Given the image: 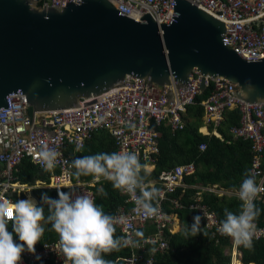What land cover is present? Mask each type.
<instances>
[{
  "label": "built area",
  "instance_id": "built-area-1",
  "mask_svg": "<svg viewBox=\"0 0 264 264\" xmlns=\"http://www.w3.org/2000/svg\"><path fill=\"white\" fill-rule=\"evenodd\" d=\"M34 1V0H32ZM38 6L63 7L64 3L80 2V0H35ZM120 15L135 21L143 14H148L155 24H167L171 14V0H107ZM205 10L212 14L218 10L223 20L221 34L222 45L231 49L244 60H256L264 57V0H196ZM203 77L204 89L195 90V85ZM120 82L125 83V91L100 98L99 101L78 108L62 111L47 110V116H39L32 111L27 114L24 105V94L5 95L6 109H0V201L15 202L35 199L34 188H59L77 195H97L99 182L91 176L87 180H74L70 156L75 154L79 143L85 141L96 131H105L113 139L114 152H135L143 171L149 172L156 161L158 153L157 128L166 127L170 133L184 127L183 118L186 106L198 104L201 107L200 125L196 130L202 135H213L222 140L217 126L223 120L225 111L237 110L238 123L228 128L231 138L249 142L250 159L247 173H255L257 186L264 188V101L247 103L228 95L237 89L236 84L221 77L210 78L200 75L194 68L188 75L189 89L176 93L172 82L169 84L172 99L167 102L163 98L164 88L153 82L146 87L144 80L125 74ZM206 94L198 101L196 95ZM203 126L205 132L199 127ZM43 145L55 148L60 156L52 171H44L36 162ZM205 142L197 144V150L203 151ZM25 159L37 169L44 171L46 179H34L32 183H20L15 172L20 162ZM65 161L67 163H65ZM193 161L174 164L161 169L156 178L145 179L149 186L160 190L158 204L159 215L145 219L134 211L135 204L130 194L117 189L123 196L122 202L112 212L114 217H126L127 222L115 225L119 237L124 236L139 242V247H124L126 254L115 256L112 260L117 264H157V256L166 254L172 248L168 238L181 227L178 210L187 208L194 210L201 217V229L217 243L221 235L217 231L219 222L214 212L204 204L203 194L216 197H234L239 199V187H224L218 183H187L184 178L194 173ZM190 192H187V190ZM31 190V191H28ZM185 193L187 200L183 202ZM140 194V190H136ZM36 200V199H35ZM240 200V199H239ZM255 201H264L261 191ZM37 202V201H36ZM242 203V202H241ZM256 224V222H255ZM142 232V237L136 233ZM230 238L229 256L240 258V248ZM264 240V226L256 224V232L252 240ZM59 235L52 240L42 241L35 247V253L24 251L18 264H41L49 260L51 264H70L58 254ZM153 249L155 251L153 252ZM39 256L40 259H36Z\"/></svg>",
  "mask_w": 264,
  "mask_h": 264
},
{
  "label": "water",
  "instance_id": "water-1",
  "mask_svg": "<svg viewBox=\"0 0 264 264\" xmlns=\"http://www.w3.org/2000/svg\"><path fill=\"white\" fill-rule=\"evenodd\" d=\"M171 1L167 24H155L146 13L140 21L120 15L107 0L63 7L0 0V109L5 95L18 93L28 115L74 110L79 98L84 106L125 91V74L139 84L147 80L146 87L161 85L171 102L169 84L188 93L193 68L235 83L228 95L243 102L264 101V57L244 60L222 45L218 10L211 14L196 0ZM203 89L200 77L195 90Z\"/></svg>",
  "mask_w": 264,
  "mask_h": 264
},
{
  "label": "clouds",
  "instance_id": "clouds-1",
  "mask_svg": "<svg viewBox=\"0 0 264 264\" xmlns=\"http://www.w3.org/2000/svg\"><path fill=\"white\" fill-rule=\"evenodd\" d=\"M83 148V143L77 145L76 151ZM60 153L55 148L43 145L36 159L44 171H52ZM65 163H67L65 161ZM75 169L73 175H91L99 182L101 178L111 181L115 189L131 195L135 204L134 211L142 214L145 219L159 215L158 204L160 190L149 186L145 176H141L143 165L135 152L99 153L96 155L77 157L71 162ZM255 173L246 174L241 182L238 197L242 202L239 214L224 209L225 218L220 221L217 231L229 236L239 247L252 248V239L256 232L255 220L260 215V209L255 204L257 195L264 188L257 186ZM140 194H136V190ZM31 191V190H28ZM98 194L106 196L103 187L97 189ZM58 199L42 194V204L48 206L49 214L44 216L43 206H38L34 198L15 201H0V264H18L24 251L35 253V245L40 241L44 227L41 221L50 223L59 235L58 254L70 264H113L105 260L103 254L120 251L124 247H139V242L128 237H115V225L127 222L126 217H114L106 214L102 206L95 204L89 194L77 195L57 189ZM201 217H193V223L183 231L185 238L200 233ZM11 222L12 232L7 225ZM13 233L22 243L13 239ZM142 237V232L136 233ZM155 249H153V252ZM36 259H40L36 256Z\"/></svg>",
  "mask_w": 264,
  "mask_h": 264
},
{
  "label": "trees",
  "instance_id": "trees-1",
  "mask_svg": "<svg viewBox=\"0 0 264 264\" xmlns=\"http://www.w3.org/2000/svg\"><path fill=\"white\" fill-rule=\"evenodd\" d=\"M206 94L196 95L198 101ZM201 107L198 104L186 106L184 113L185 124L181 130L170 133L166 127H158V153L153 168L149 172L141 171V176L145 178H156L161 169L169 168L174 164L193 161L195 165L194 173L184 178L187 183H218L224 187H240L241 182L246 178L248 162L250 159L249 142L238 138H231L228 128L238 123V111L227 110L224 113L223 120L217 126V131L221 134L222 140L213 135H202L196 128L200 125ZM201 132H205L203 126L199 127ZM205 142L206 147L203 151L197 150V144ZM114 152L113 139L105 131H96L85 141L83 148L70 156V162L77 157L96 155L99 153L111 154ZM72 167V178L87 180L91 177H75ZM16 180L20 183H32L34 179H46L44 171L23 159L17 166L15 172ZM103 187L107 193L101 196L97 193L95 204L102 206L106 214L111 215L117 205L122 202L123 196L115 189L111 181L102 180L99 188ZM156 187V186H155ZM57 189L34 188L33 195L37 199V205L43 206L44 216L49 214L48 206L42 204V194H47L50 198L58 199ZM62 191V189H60ZM187 192H190L188 189ZM188 193H185L183 202L187 200ZM215 214L218 222L225 218L224 209L227 208L234 214H239L241 201L234 197H216L211 194H203L202 200ZM257 208L260 209V215L255 220L257 225L264 226V201H255ZM181 223L179 231L168 238L172 250L166 254L157 256V264H230L229 253H223L225 246H230L229 237H219L217 243L214 242L205 230L201 229L202 220H200V233L196 236L185 238L183 231L193 223V217L196 212L191 209L181 208L178 210ZM44 227V233L35 247L42 241H49L58 236V233L52 229L50 223L41 221ZM9 232H12L11 222L7 225ZM116 229V228H115ZM115 237H119V232L115 230ZM13 239L17 243L18 236L13 233ZM126 254V249L113 251L109 254H103L105 260L112 261L115 256ZM41 264H51L49 260ZM117 264V263H113ZM238 264H264V240H252V248L249 250L243 246L240 248V258Z\"/></svg>",
  "mask_w": 264,
  "mask_h": 264
},
{
  "label": "bare ground",
  "instance_id": "bare-ground-1",
  "mask_svg": "<svg viewBox=\"0 0 264 264\" xmlns=\"http://www.w3.org/2000/svg\"><path fill=\"white\" fill-rule=\"evenodd\" d=\"M48 114H50V112H48V111L38 112L39 116H47ZM238 263H239L238 259H236V257L232 256L231 264H238Z\"/></svg>",
  "mask_w": 264,
  "mask_h": 264
},
{
  "label": "rangeland",
  "instance_id": "rangeland-1",
  "mask_svg": "<svg viewBox=\"0 0 264 264\" xmlns=\"http://www.w3.org/2000/svg\"><path fill=\"white\" fill-rule=\"evenodd\" d=\"M223 253H229V247L228 246H225L224 248H223Z\"/></svg>",
  "mask_w": 264,
  "mask_h": 264
},
{
  "label": "crops",
  "instance_id": "crops-1",
  "mask_svg": "<svg viewBox=\"0 0 264 264\" xmlns=\"http://www.w3.org/2000/svg\"><path fill=\"white\" fill-rule=\"evenodd\" d=\"M29 198V197H28ZM231 259H232V257L230 258V264H231ZM239 261V260H238Z\"/></svg>",
  "mask_w": 264,
  "mask_h": 264
}]
</instances>
